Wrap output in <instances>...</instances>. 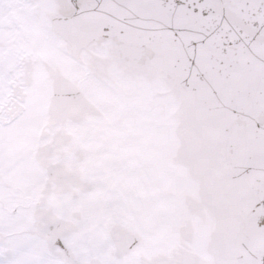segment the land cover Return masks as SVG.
I'll list each match as a JSON object with an SVG mask.
<instances>
[{
    "label": "snow or ice",
    "instance_id": "1",
    "mask_svg": "<svg viewBox=\"0 0 264 264\" xmlns=\"http://www.w3.org/2000/svg\"><path fill=\"white\" fill-rule=\"evenodd\" d=\"M0 264H264V0H0Z\"/></svg>",
    "mask_w": 264,
    "mask_h": 264
}]
</instances>
